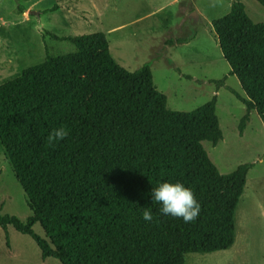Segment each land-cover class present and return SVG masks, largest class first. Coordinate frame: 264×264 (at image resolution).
<instances>
[{"label": "trees", "instance_id": "16d2710c", "mask_svg": "<svg viewBox=\"0 0 264 264\" xmlns=\"http://www.w3.org/2000/svg\"><path fill=\"white\" fill-rule=\"evenodd\" d=\"M211 24L228 75L244 92L225 87L245 106L241 136L252 110L264 125V22L232 0ZM51 36L74 50L52 54L45 46L41 62L0 83V145L31 210L24 221L0 214V227L29 235L42 257L61 264H184L186 253L230 248L253 163L222 173L203 147L223 136L217 95L190 110L170 109L149 65H120L103 31ZM225 78L213 82L220 87ZM61 126L67 136L50 147L49 132ZM163 182L191 189L200 204L195 220L160 212L151 192ZM145 209L152 221L142 219Z\"/></svg>", "mask_w": 264, "mask_h": 264}, {"label": "rangeland", "instance_id": "374dc122", "mask_svg": "<svg viewBox=\"0 0 264 264\" xmlns=\"http://www.w3.org/2000/svg\"><path fill=\"white\" fill-rule=\"evenodd\" d=\"M90 2H92L91 5ZM256 22H264V6L241 0ZM232 0L209 7V0H0V83L52 54L74 50L51 34L74 36L103 31L112 57L128 70L148 64L153 83L167 97V107L190 110L217 95L216 114L222 139L202 141L222 173L252 162L235 212V240L226 250L190 252L184 264H264V125L250 112L243 134L238 122L245 106L225 87L241 95L242 88L223 58L212 20L228 12ZM24 7L22 13L16 5ZM56 5V9L44 12ZM196 13L193 19L191 13ZM177 39L183 42L177 43ZM226 76L224 85L213 82ZM25 220L31 214L26 195L0 145V214ZM33 230L44 232L35 223ZM0 264H61L42 257L35 241L11 225L0 227Z\"/></svg>", "mask_w": 264, "mask_h": 264}, {"label": "clouds", "instance_id": "9594fccd", "mask_svg": "<svg viewBox=\"0 0 264 264\" xmlns=\"http://www.w3.org/2000/svg\"><path fill=\"white\" fill-rule=\"evenodd\" d=\"M223 0H209V7L215 8L222 5ZM67 130L64 127L52 129L47 142L50 147L67 136ZM152 200L160 204V212L164 215L182 218L185 223L195 220L200 213V204L196 201L191 189L186 188L182 183H159L157 187L152 188ZM142 219L146 222L152 221L153 216L149 209L142 212Z\"/></svg>", "mask_w": 264, "mask_h": 264}, {"label": "water", "instance_id": "95a60500", "mask_svg": "<svg viewBox=\"0 0 264 264\" xmlns=\"http://www.w3.org/2000/svg\"><path fill=\"white\" fill-rule=\"evenodd\" d=\"M191 16H192L193 19H196V16H197V15H196L195 12H192V13H191Z\"/></svg>", "mask_w": 264, "mask_h": 264}, {"label": "crops", "instance_id": "0c3cea01", "mask_svg": "<svg viewBox=\"0 0 264 264\" xmlns=\"http://www.w3.org/2000/svg\"><path fill=\"white\" fill-rule=\"evenodd\" d=\"M89 3H90L91 5H93L92 2L89 1ZM93 6H94V5H93Z\"/></svg>", "mask_w": 264, "mask_h": 264}]
</instances>
